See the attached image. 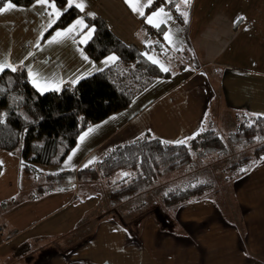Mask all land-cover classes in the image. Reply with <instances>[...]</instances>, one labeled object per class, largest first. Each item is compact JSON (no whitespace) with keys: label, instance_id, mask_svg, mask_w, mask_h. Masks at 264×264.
Listing matches in <instances>:
<instances>
[{"label":"crops","instance_id":"obj_1","mask_svg":"<svg viewBox=\"0 0 264 264\" xmlns=\"http://www.w3.org/2000/svg\"><path fill=\"white\" fill-rule=\"evenodd\" d=\"M154 2L141 9L143 15L125 0H72L66 9L47 0L0 14V73L22 68L44 94L117 64L115 55L95 62L86 53L84 46L94 35L87 19H103L117 38L136 46L150 62L156 57L152 46L160 42L167 49L163 56L156 53L167 70L157 65L172 75L101 121L102 138L81 155L77 170L88 167L101 150L149 133L168 143H186L216 125L238 129L243 121L264 115V0H177L147 13ZM76 4H83V10ZM71 7L80 17L50 31ZM159 9L166 15L154 16ZM58 32L64 35L49 43ZM258 163L237 180L234 194L173 208H162L164 192L152 196L154 188L119 204L109 203L103 191L105 211L90 192H71L61 203L55 192L32 196L51 194L40 206H31L50 212L40 219L43 224L23 230L3 218L10 230L0 227V264H264V159ZM68 210L67 233L46 225Z\"/></svg>","mask_w":264,"mask_h":264},{"label":"trees","instance_id":"obj_2","mask_svg":"<svg viewBox=\"0 0 264 264\" xmlns=\"http://www.w3.org/2000/svg\"><path fill=\"white\" fill-rule=\"evenodd\" d=\"M49 1L56 7L68 8L69 0ZM7 2L9 0H0V6ZM35 2L37 0H11L20 8L30 7ZM167 3L174 6L177 0L173 4L169 0H155L147 13ZM80 15L76 7H71L60 16L50 31L68 27ZM87 24L88 28L94 29V35L84 46L86 53L95 62L115 55L117 64L78 83L67 84L60 91L45 94L35 90L26 70L22 68L0 73V150L14 153L20 148L21 171L27 177L42 173L39 170L41 166L61 167L88 127L127 109L157 80L172 75L150 62L136 46H128L117 38L103 19H87ZM162 33L160 29L159 35ZM152 47L160 56L167 50L162 48L160 42ZM238 129L226 139L218 131H205L182 144L166 143L149 133L111 149L103 160L94 165L76 171L48 174V185L42 186L39 194L51 193L66 186L65 181L68 179L80 184L103 181L108 189L115 187L110 191L108 200L113 204L123 203L148 192L152 185L171 172L183 169L186 165L188 169H193L194 152L205 157L217 153L221 155L228 152L226 140H232L238 146L252 144L256 140L264 141V115L243 121ZM254 151L252 157H244L225 168L232 173L230 178H226L227 181L232 178L240 180L264 159V144L257 146ZM119 174L122 175L116 180ZM215 189L212 183L205 184L192 179L182 187H174L162 194L160 202L166 208H173L208 198L209 192L217 193Z\"/></svg>","mask_w":264,"mask_h":264},{"label":"rangeland","instance_id":"obj_3","mask_svg":"<svg viewBox=\"0 0 264 264\" xmlns=\"http://www.w3.org/2000/svg\"><path fill=\"white\" fill-rule=\"evenodd\" d=\"M155 59L152 57L151 62L158 64L164 71L166 69V64L162 62V60L157 56ZM159 87L157 88V90ZM156 90V89H155ZM153 90L152 93H148L145 95V98H149L150 94L156 93ZM44 94V93H41ZM146 94V93H145ZM153 96V95H151ZM99 122L97 125L90 126L84 131L78 139V143L74 151L68 155L65 159V162L61 167H43L39 168L40 174L33 175L30 177L25 176L21 171V152L20 148L17 149L16 152L11 153L7 151L0 150V227L3 229L6 228L9 231V226L4 227L6 224L3 218H6L10 221L12 228L15 230H23L28 224L35 223V226H39L44 222H39L40 219L43 218L45 214L50 212L47 208L43 209L39 208V210H35L31 206L43 204V201L49 199L51 194L45 195L43 198H33L32 196H39V189L47 184V175L54 173H61L65 171H76L78 168V161L81 159V155L87 153L88 150L95 148L94 146L99 141L101 137L99 130L103 128V125ZM98 126H100L98 128ZM91 129V131H89ZM212 130H217L220 132V135L226 139L228 135L238 132L235 126H232L230 123L228 125H216L215 129L213 127ZM81 137H84L81 139ZM228 152L226 154H210L203 156L200 153L195 154L194 166L193 169H188L187 165L183 167V169H179L177 171L171 172L166 175L164 178H161L160 182L155 185H152V196L159 195L160 191L167 193L172 190L174 187H182L187 182H191L192 179H198L201 183H212L215 185V193L212 191L207 195L208 197H212L214 199L220 198L224 195H231L237 191L236 183L239 181H234L231 179L230 181L225 180L227 177L230 178L232 174L231 171H226L225 168L227 165L236 163L240 161L244 157H252L255 152L254 149L257 146L264 144V141L256 140L252 144H242L238 146L236 143L233 144L232 140L228 141ZM101 150L98 154L95 155V159L90 165H94L107 156L111 150L107 152H102ZM102 152V153H101ZM71 157V159H69ZM214 162V164H212ZM221 164L222 166H220ZM244 170V169H242ZM185 173V174H184ZM122 174L116 176V180ZM180 175V176H179ZM176 176V177H175ZM232 176V175H231ZM234 177V176H233ZM64 187L57 188L54 190L55 193L60 195V203L66 198L67 194L71 192L80 191V194L84 196V193H89L96 195L97 198L93 199L95 201H101L100 207L103 206V211L107 210V200H105L106 196L103 191L108 193V196L111 194L110 191L114 190L115 187L108 189L105 182L101 181L99 183H87L80 184L76 180L68 179L65 181ZM233 185V190H231V186ZM51 192V193H54ZM163 194V193H162ZM145 195V194H143ZM80 199V196H77ZM223 198V197H222ZM110 201V200H109ZM108 201V202H109ZM111 203V201L109 202ZM164 208V206H162ZM42 210V211H41ZM165 210V209H164ZM70 210L66 213L60 214L56 216L53 220L47 222L46 225H50L51 227H55L60 233H67L70 230V225H68L70 216ZM76 215V214H75ZM74 223V219H72L71 224ZM42 227V226H41ZM40 227V228H41ZM8 236V235H7ZM23 247L20 248V251H24Z\"/></svg>","mask_w":264,"mask_h":264},{"label":"snow or ice","instance_id":"obj_4","mask_svg":"<svg viewBox=\"0 0 264 264\" xmlns=\"http://www.w3.org/2000/svg\"><path fill=\"white\" fill-rule=\"evenodd\" d=\"M46 2H47V0H37V3H39V4H45ZM125 2L128 3L130 7H132L133 11H136V12H138V14L143 15L141 9L144 6H146L148 3H150L151 0H145L144 3H140V0H135V2H134V0H125ZM183 2L185 4H189L190 3V0H183ZM69 4L70 5L72 4V0H69ZM76 6L79 7V8H81V10H83V4H76ZM15 8H16V5L13 4V3H11V0H9V2H7L6 4H4L3 6H0V14L7 13L9 11H12ZM161 14L166 15L164 13V10L163 9H159L158 13H154L153 15L155 16V15H161ZM184 15L186 16L187 14L185 13ZM148 22L149 23H152V17H148ZM82 23H83V21H77V24H82ZM71 30L72 29H69L68 31H71ZM62 35H64V33L58 32L56 34V36L53 37L52 41H49V43L56 42L57 37H60ZM2 70H3V66L0 65V71H2ZM12 70L15 71L16 69L15 68H12ZM164 70L166 71L167 69H164ZM89 131H91V129ZM83 138L84 137H81V139H83ZM166 143H168V142H166ZM176 143L182 144V143H184V141H176ZM69 159H71V157H69Z\"/></svg>","mask_w":264,"mask_h":264},{"label":"built area","instance_id":"obj_5","mask_svg":"<svg viewBox=\"0 0 264 264\" xmlns=\"http://www.w3.org/2000/svg\"><path fill=\"white\" fill-rule=\"evenodd\" d=\"M3 231H2V229L0 228V236H2L3 235V233H2Z\"/></svg>","mask_w":264,"mask_h":264}]
</instances>
